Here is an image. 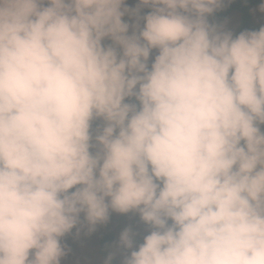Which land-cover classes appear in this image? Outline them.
Here are the masks:
<instances>
[{
    "label": "clouds",
    "instance_id": "9594fccd",
    "mask_svg": "<svg viewBox=\"0 0 264 264\" xmlns=\"http://www.w3.org/2000/svg\"><path fill=\"white\" fill-rule=\"evenodd\" d=\"M230 2L0 0V264L110 210L148 228L121 264H264V25Z\"/></svg>",
    "mask_w": 264,
    "mask_h": 264
},
{
    "label": "rangeland",
    "instance_id": "374dc122",
    "mask_svg": "<svg viewBox=\"0 0 264 264\" xmlns=\"http://www.w3.org/2000/svg\"><path fill=\"white\" fill-rule=\"evenodd\" d=\"M125 3L129 8H133L136 6L137 0H125ZM259 5L256 1L248 3L249 25L255 30L264 25V12L260 11ZM123 19L129 20V17L126 15ZM241 20V11L231 9L222 24L235 34L241 31ZM129 22L131 23L130 20ZM96 123V121L93 122V127ZM80 219L83 221V213H81ZM125 227H129L135 233L134 240L137 243L142 241L143 235L148 230L147 225L139 219L138 213L134 211L116 213L110 210L109 219L105 223L97 224L92 232L87 231L86 223L83 228L77 224L69 233L60 238L61 245L66 249L65 255L60 259V264H104L105 257L99 254L98 241L107 231H111L115 237L114 245L109 254L113 256L115 264H121L123 256L128 252L118 245L119 234ZM77 228H80L79 234L76 232Z\"/></svg>",
    "mask_w": 264,
    "mask_h": 264
},
{
    "label": "trees",
    "instance_id": "16d2710c",
    "mask_svg": "<svg viewBox=\"0 0 264 264\" xmlns=\"http://www.w3.org/2000/svg\"><path fill=\"white\" fill-rule=\"evenodd\" d=\"M254 1L261 2V0H231L230 3L226 4L220 10L214 12L211 16H209L210 23H218L222 24L225 16L231 9H237L242 13V20H241V31L248 29V30H255L253 29L250 24V12L248 3H252ZM148 8H143L141 10V14L149 11ZM115 242V237L111 231H107L104 235H102L98 241L100 252L99 254L103 255L105 258L109 255L113 245ZM111 264H115L113 256L111 260Z\"/></svg>",
    "mask_w": 264,
    "mask_h": 264
},
{
    "label": "flooded vegetation",
    "instance_id": "af4514ba",
    "mask_svg": "<svg viewBox=\"0 0 264 264\" xmlns=\"http://www.w3.org/2000/svg\"><path fill=\"white\" fill-rule=\"evenodd\" d=\"M256 3H259V4H260L261 2H258V1H257Z\"/></svg>",
    "mask_w": 264,
    "mask_h": 264
}]
</instances>
